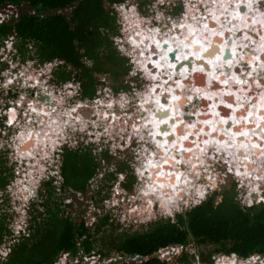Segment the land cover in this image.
<instances>
[{
	"label": "clouds",
	"instance_id": "obj_1",
	"mask_svg": "<svg viewBox=\"0 0 264 264\" xmlns=\"http://www.w3.org/2000/svg\"><path fill=\"white\" fill-rule=\"evenodd\" d=\"M163 4H165V0H157L152 7L158 9ZM262 5H264V0H187L185 3L186 10L179 18V23L173 20L171 16L164 17V13L160 11H157L154 16H143V19H140L136 18L138 16V6H132L131 8L126 5L115 6L120 14L117 24L120 25L121 35L111 37L114 47L121 56L130 58L133 67L129 76L134 77L138 74V71L143 72L145 77L154 83L148 87L147 92L140 91L133 86L131 93H135V95L131 98V93L120 92L118 94L119 99H117L115 98L116 94L111 89H104V94H108L107 100H103L101 97L96 99L97 104L105 107L103 112L97 109L96 115L99 124H97V121L91 123V119L84 120L82 119L84 117L79 116L74 118L75 122L70 121L73 119L72 113L78 110L80 104L64 110L61 107V112H57L56 107H52L50 111H45L43 107L37 109L29 104L32 112L39 113L47 118V122L41 120L40 124L45 125L48 130L44 132V138L41 137V131L33 132L29 130L27 136L20 133V136H24V138L20 141V145L16 146L17 161L24 165L23 161L27 158L29 162L27 163V172L23 174L24 178L15 182L14 189H9L13 197L14 207L16 200L21 201L20 206L15 207V211L20 213V218L14 226L15 236L13 237L15 239L12 237L11 240H16L22 225L24 227L28 226L29 229V219L26 222L27 212L25 211L28 202L38 198L39 188L43 183L50 181V175H58V169L50 172L49 167L56 152L58 143V137L56 136L58 135L51 140V147L47 149L48 151L41 148V145L47 147L46 139L58 132L62 141H64L62 144L73 146L74 143L78 145L88 141L105 150H115L117 148L123 150L124 147H130L134 136L138 137L139 141L147 140V143L143 144L140 150L133 149L137 153L135 159L140 164L139 166L131 164V167L135 168V175L139 179L143 180L146 177L151 183L146 185V190H142L139 197L140 204H133L131 207L124 206L121 223L125 220L144 222L155 218L156 212L154 209L157 204L159 205V214L165 218L173 217V223H175L174 213H182L189 208L190 204L191 206H197L207 200L208 195L215 191L217 187L219 176L214 174L215 171L221 172L226 168L227 172L232 173L239 182L238 191L239 189H246V195L241 193L237 197L242 205L253 206L255 202L252 200L253 193H257L259 197L256 200L257 204L264 201V197L259 196L260 186L264 184V172H261L259 167L250 171L248 164L255 163L252 161V156L245 155L241 157L239 155L241 150L247 153L250 149H259L257 159L264 157V144L259 142L264 141V127H261L264 124V115H260L261 112H264V85L260 83V78H264L260 77V72L264 71V59H262L264 57V7ZM242 7L245 9L244 12L240 11ZM201 8L203 11H201ZM152 20H156L158 25H162L167 30L161 33L160 27H150ZM167 22L171 23L170 28L167 27ZM213 22L218 27H210V23ZM226 33L231 35L226 37ZM237 33H242V35L237 36ZM252 34H255V36ZM11 35L14 38L9 35L4 39L9 51L13 50L15 42V34ZM217 36L223 40V43L217 44L221 51L215 56H206L205 53L210 52L213 39ZM229 40L232 41L231 44L228 43ZM153 45L162 53L158 59H152L156 55V53L151 52ZM165 45H168L166 50ZM129 46L131 47L130 51ZM197 48H199V51L195 50ZM138 49L140 50L139 53H137ZM177 49L179 51L176 62L172 63L169 54ZM228 52L231 53V58L225 60V55ZM145 53H149V55H145ZM189 57H195L198 61L204 60L206 64L211 66V71L207 72L203 66L193 68V72L206 74V87L189 88L184 83V80L188 79L189 76L187 66H184L179 72L176 71L178 64L188 60ZM10 59H14V57ZM46 62L50 63H45L41 67V72L28 75L29 80H34L32 87L37 85L52 87L53 91L48 92V95L53 100L58 98L59 102V97L64 98L65 95L69 98L73 97L80 88L79 84L74 85L68 82L60 87L48 84V81L53 79L52 72L54 68L63 62L52 60ZM241 62L246 63L251 71L245 73L242 70L241 74L238 75L235 68L240 66ZM33 63V61H29L27 66L24 67V71L32 67ZM149 64L158 71L153 72L148 67ZM5 66L2 63V67ZM13 66L15 67V65ZM226 67L233 69L231 74L224 71ZM166 69L168 71H165ZM217 69L221 70L219 74ZM24 71L20 72V76L24 75ZM254 74L255 77L259 78L254 79ZM241 75H244L245 78L241 79ZM41 76L44 77L43 80L39 78ZM177 76L181 79H175ZM221 77L225 78L222 79ZM15 78L13 76L0 87L7 88ZM157 81L158 83H156ZM214 81L222 85V88L213 90ZM253 84L259 91L249 95L248 93L252 92ZM234 86L239 87L233 90ZM9 90L7 92L9 96L2 94L8 104L7 113H4L5 118H7L6 126L19 130L22 125H25V118L22 114L24 105L18 97L14 103L9 98L14 96L13 91ZM166 93L169 96L168 104L161 102V98ZM225 96H234L236 99L235 105L227 103L224 100ZM254 99L257 100L255 104L252 103ZM133 100L135 101L136 111L146 115L137 117V122L129 126L128 122L132 119L134 113L128 114V118L125 119V114L121 113L120 110L125 105L132 104ZM204 100L211 102L207 107V111L201 107L200 102ZM17 102H20V104ZM221 105L232 109L227 118L222 116L219 111ZM56 106L59 107L60 105L56 104ZM185 107L189 108L187 113L183 110ZM164 111L168 112L169 115L163 119L158 118V113ZM10 112H12V116H10ZM53 113H56V115L54 116ZM237 113L245 114L237 116ZM186 115L194 117L193 122L188 123L184 119ZM61 116L67 117L63 125L68 126V131L64 129L66 131L62 132L60 126ZM201 116L209 118L201 119ZM173 121L175 122L173 123ZM230 121L233 128H227ZM29 123H31L30 118ZM242 124L255 125V127H244L239 132L233 130ZM164 125H168L170 130L161 132V127ZM181 125H183V135L178 132ZM220 125L224 127H220ZM100 126L103 127V130L99 129ZM145 131H147V136ZM125 133H128V135L125 136ZM213 133H217V135L213 136ZM221 135L225 137L224 140L219 138ZM169 136H174L175 139L169 142ZM158 137H161V139H158ZM202 137L205 138L202 139ZM240 137H244L246 140H240ZM253 137H256L257 142H253ZM33 139L35 144L31 150L21 152L20 148ZM121 141L124 142L123 145L120 143ZM186 144L190 146H186ZM211 146H215L213 153H209ZM38 148L40 149L39 152L37 151ZM40 152H43V154L41 155ZM93 154H96L95 150ZM37 156L40 157V161L36 159ZM219 157H223V162H220L217 167H213V161L219 162ZM229 157H231V160L228 159ZM7 158L3 159L8 165L9 162H12V159L10 156ZM57 159H60V157L57 156ZM32 161H35V163H32ZM208 161L210 164H208ZM233 163H236L235 168L232 167ZM241 168H243V171H241ZM124 179V174H119V181L122 182ZM221 183H223V180H221ZM166 189L170 191H165ZM121 191L118 182L115 185L114 192L120 193ZM0 195H3V193H0ZM145 198H147L146 203ZM136 199L137 196L131 197L132 201ZM221 200L222 197L217 198V203ZM104 203L108 208L120 204L115 197L111 201L106 200ZM137 218H139L138 221ZM24 235H29V233L26 232ZM12 241L11 243H13ZM10 251L11 249H0V256L7 258ZM173 251L175 255L179 256L184 249L181 246ZM189 251L194 254V250L190 249ZM87 259L85 257V260ZM214 259L216 264H256L257 261H259V264H264V259H261L258 255L251 256L247 260L241 259L239 262L236 253H233L231 258L214 257ZM66 260L67 254L57 264H65ZM92 264H96L95 259L92 260ZM197 264H199L198 256Z\"/></svg>",
	"mask_w": 264,
	"mask_h": 264
},
{
	"label": "rangeland",
	"instance_id": "obj_2",
	"mask_svg": "<svg viewBox=\"0 0 264 264\" xmlns=\"http://www.w3.org/2000/svg\"><path fill=\"white\" fill-rule=\"evenodd\" d=\"M157 0H144L143 3H136L134 0H126L124 3L122 4H114L113 6L110 4L109 8L110 10H114V17H115V21H114V25L116 27V32L118 33H112L110 31V39L112 36H120L121 33L119 31L120 25L117 24V19L119 17V11L117 9L118 5H126L127 7L131 8L132 6H138L137 11L140 15V19H143V16L145 17H150V16H154L156 14L157 11L163 12L164 13V17L167 16H171L173 20H175L177 23L180 22L179 18L182 16V14L185 12V3L187 2V0H165V4L160 5L159 8H153L152 6L154 4H156ZM6 3L0 7V19L2 17H7L10 15L9 18H12L13 16L16 15H12V13H16V11L12 8H8L5 9L6 7ZM10 6V5H9ZM8 7V6H7ZM73 7H69L66 9L61 10L63 13H65L66 15L70 14V11ZM179 8V12L174 13L175 11H177V9ZM23 10H25V8L23 7V9L20 8V12H22ZM201 11H203V9L201 8ZM55 12V11H53ZM20 14V13H19ZM43 15V14H42ZM19 17V16H17ZM16 18V17H14ZM163 19V18H162ZM166 22V21H165ZM1 23V22H0ZM210 27H218L214 22L210 23L209 25ZM150 27H160L161 28V32L163 33L164 31H166L167 29L165 27H163L162 25H158L156 20H152V23L150 25ZM167 27H171V23L167 22ZM214 27V28H215ZM107 33V32H106ZM207 35V33H206ZM226 37L231 35L230 33H226L225 34ZM242 35V33H239L240 36ZM253 36H255V34H252ZM216 39L218 40H214L213 43H223V40H220V37L217 36ZM19 40V39H18ZM18 40L16 41V43L14 42L13 44V50L9 51L4 40L0 43V85L4 84L7 82L8 77L14 76V71L15 73H17V71L20 69V71H24V67L27 66L29 61H33V65L32 67L28 68L26 71H24V75L19 78V82L22 85V89H23V94L24 96H29L36 93H38L37 95V101L38 99L42 100L40 97L42 94L44 93H48L49 91L52 92L53 88L52 87H48L45 86L43 89H40V86L38 85L37 88H33L32 90L28 89V85L24 82V77H27L28 74L31 73V71L37 73V72H41L42 69H40L41 67H43V65L45 63H50V62H46V61H41L39 60L36 56H34L36 54V47L33 45V43H31V47L28 48L30 50V52L28 53L29 55L34 56L36 59H26L25 61L22 59V55L19 54L18 52ZM112 40V39H111ZM217 41V42H216ZM3 44V46H2ZM216 44V46H217ZM16 46V47H15ZM16 48V50H15ZM109 49H112V51L114 53L117 54V57L121 60L120 62L124 65L125 69L131 67V65H126V61L129 60L130 62V58L128 57H123L120 55L119 52H117V49L114 47V44L112 42V45L110 46V48H108V50L105 49L106 52L109 51ZM199 51V48H197ZM131 50V47L129 46V51ZM221 51V49H216V48H212L210 50V52H208L207 54L205 53L206 56H215L216 54ZM248 51V50H245ZM226 57H228L229 55L226 54ZM5 57H7V59H5ZM11 57H14V63L13 65H15V67L13 65L10 64V59ZM262 59H264V57H262ZM226 60V59H225ZM52 61H58V62H63L61 59L56 58V59H52ZM172 61V60H171ZM186 61V60H185ZM185 61H183L182 63L178 64L177 67V71H180L183 68V63H185ZM189 61H191L192 63L185 64L187 66H189V72H191L189 75L192 76L194 73L193 72V68L196 66V64H200L205 68L206 72L207 71H211V66L206 64L204 60H196L195 57H189ZM2 63H4L6 66L3 68L2 67ZM131 63V62H130ZM175 63V62H173ZM21 64H25L26 66H22ZM242 65H240L239 67L237 66V68H239V71H235L238 75L241 74L242 70L246 73L248 71H251L247 66L246 63H242ZM63 65V66H62ZM194 65V66H193ZM243 65L245 67H243ZM13 66V67H12ZM133 67V65H132ZM241 67V68H240ZM6 68V69H5ZM62 68L65 71V68H68L65 64H59L56 68H54L53 72H52V76L53 79L48 81L49 85H55L56 87H60L62 84L64 83H68L71 82L72 84H79L80 88L76 91V93L73 95V97L69 98L65 95L64 98H60V102L58 103L60 106H57V112H61V107L64 109H70L71 107H75L77 104H80L81 106H85L87 108H78V110H89L90 108H92L94 111L91 112L92 118H91V123L92 120L93 121H97V107L99 104L94 102V95L92 96H82V88H81V83H79L75 78L73 77H69L68 80L62 81L58 79V75H57V71ZM228 69L224 70L226 72H228L229 74H231V72L233 71V69L226 67ZM69 69V68H68ZM67 71V70H66ZM221 71L220 69H217V72ZM263 72V71H262ZM68 73V72H67ZM127 73L129 74L130 71H127ZM200 73V72H199ZM27 74V75H26ZM204 74V73H201ZM15 75H20L19 72ZM260 77H264V73L260 74ZM99 76V75H98ZM127 74L125 75V77L127 78ZM16 77V76H15ZM42 77V76H41ZM39 77L40 79H44V77ZM103 78V76H102ZM130 78L133 80L131 83V86H135L136 89L143 91V92H147L148 87L153 83L151 82L150 79H148L147 77H145L143 72H139L136 76H130ZM222 79H224V77H221ZM245 76L241 75V79H244ZM258 77H255L254 74V79H256ZM176 79V78H175ZM181 79V77H180ZM264 79V78H263ZM192 80V81H191ZM191 80H184V83L189 87H206L207 86V76L206 77H199L198 81H196V78H191ZM196 81V82H195ZM115 82V80H114ZM125 83V82H124ZM124 83L118 82L116 83V85H118V89L116 87H109V89L112 90V92L114 94H116L115 98L119 99V93L120 92H126V93H131L133 90L128 88V90L125 88H120ZM188 83V84H187ZM196 83V84H195ZM250 83H252L250 81ZM262 85H264L262 82H260ZM198 85V86H197ZM237 87L239 86H234L235 90ZM246 87V86H245ZM222 88V85H220L217 82H213V90H219ZM7 89L4 86L0 87V157H3L5 159H8L7 157H11V161L8 163V174L10 176V180L7 184H5L4 189L1 188L0 189V193H3V195H0V212H3L2 209H5V211H9L10 213H13L14 216H16V219L14 221V224H16V221L19 220L20 218V213L15 211V207H19L21 204L20 200H16L15 201V207L13 204V197L11 192L9 191L10 188L15 187V182L17 180L23 179L24 178V173L27 172V163L29 162L27 158H25V160L23 161L24 165H21L19 163V161H17V152H16V141H18V138L20 136V133L23 131L24 127L26 125H22L21 128L19 130H16L15 128H11V127H7L6 125V119L5 118V114L7 113V100L3 97V95L9 96V94H7ZM22 89H17V88H11V90L15 93H17L18 97H20V93L22 91ZM106 89V88H105ZM3 90V91H2ZM49 90V91H47ZM186 91V90H185ZM259 91V89L256 88V86L253 84L252 86V92H249V95H252L254 92ZM3 94V95H2ZM179 94V93H177ZM135 93H131L130 94V98L131 96H134ZM39 97V98H38ZM51 97V96H49ZM11 98L14 103L17 101V97L15 98L14 96L9 97ZM229 98V99H228ZM58 99V98H57ZM64 99H69V100H64ZM225 101L227 103H236V99L232 98V96H225L224 97ZM258 99V98H257ZM106 100V99H105ZM36 101V102H37ZM56 101V100H55ZM229 101V102H228ZM86 102L88 104H86ZM257 102L256 99L252 100V103L255 104ZM18 104H20V102H17ZM201 107L203 108V110L207 111V107L210 104V101L204 100L201 101ZM29 104V102H27L26 104H23L25 107ZM32 106L34 105V102L31 103ZM205 104V105H204ZM68 105V106H67ZM136 106L135 105V101L133 100L132 104H130V106ZM235 105V104H234ZM65 107V108H64ZM96 107V108H95ZM125 107V106H124ZM133 107V108H134ZM225 109L224 106H221V114L222 113H226L227 111L230 112L228 113V115L231 114L232 109H225L226 111L222 110ZM187 108V107H186ZM91 109V111H92ZM101 109L103 112L105 107H103L101 105ZM121 109V108H120ZM135 109V111H134ZM133 110H128V112H125V109H121L120 112L124 113L125 116L124 118L127 119L128 118V114L130 113H136V107ZM247 109V106H246ZM245 109V111H246ZM77 110V111H78ZM77 111L72 113L73 116L75 117L77 114ZM79 111V112H80ZM124 111V112H123ZM133 111V112H131ZM189 111V108H187V110L185 111V113H187ZM2 113V114H1ZM5 113V114H4ZM95 113V115H94ZM132 115V119L129 120V126H131L133 124V122L137 121V117ZM245 113H237V116ZM54 115H56V113H54ZM121 115V114H120ZM223 115V114H222ZM94 116V118H93ZM127 116V117H126ZM187 116V115H186ZM77 117V116H76ZM96 117V118H95ZM189 117V116H188ZM205 117V116H204ZM30 118V116H29ZM31 119V123L35 124V121H33L32 118ZM41 119V118H39ZM39 119H38V124H39ZM67 119L66 116H61L60 118V124L63 125L64 124V120ZM192 119V118H191ZM189 118L188 121L191 120ZM194 119V118H193ZM205 119V118H204ZM29 122V119H28ZM100 123V122H99ZM131 124V125H130ZM91 125V124H90ZM248 127L252 128L253 125H247ZM62 127V126H61ZM101 127V128H100ZM99 129L103 130V127L100 126ZM96 128V127H95ZM68 131V126L66 125L65 128ZM64 130V131H66ZM63 132V131H62ZM57 133H54V136H56ZM215 134V133H214ZM213 134V135H214ZM128 133H125V136H127ZM205 137H202V139H204ZM119 139V138H117ZM57 147H64V148H71L73 151L75 152H80L81 154H86L89 151H86V149H90L87 148L86 146L88 145H83V144H78L76 145L75 143L72 145H68V144H62L64 143V141H62L61 137L58 135V139H57ZM147 142V141H146ZM122 145L124 144L123 141L120 142ZM145 144V141H139L138 137H133L132 141H131V146L130 147H124L123 150L119 149L117 153H115V151H109L107 154L102 153L105 149L97 151L95 150V155L93 154L94 151L91 150V155L93 157V161L99 162V166H100V172L97 174V177H95L92 181V183L90 182L89 184V189L87 190L89 193H91L89 198H85L87 197V195H83L84 193H81L82 191H79L78 189H75L74 187H70L68 184V187H64V190H67L70 192L71 190L75 193L74 196H76L74 198L73 201V206L71 207L69 203L71 198H68L66 196L63 195V192L61 193H57V196L55 197L54 200L57 201V213H56V218H71V220H73L74 222H78V224L83 223V221L85 222V227L88 228V230H90V232L92 233L93 236H90V240L93 242L94 244V250L91 253H80L72 255V257H67V260L65 261V264H92V260L95 259L96 260V264H120L122 261H126V262H136L138 264H141L142 262L148 260L150 257L146 254H135V255H129V254H124L122 252H119L116 248H114L112 246V242L113 240L118 241L119 237L124 235L125 233H136L137 231L140 232H144L147 229H149L152 224L154 225V223L156 222V220H168L170 218L173 217H167L165 218L164 216H161L159 214V205L157 204L154 211L156 212V216L153 219L150 220H146L144 222H130L125 220L123 223H121V215L124 212V206L127 205L129 207L133 206V204H140V195L142 190H146V185L149 184L148 181H146L145 179L141 180L139 179L136 175H135V168L131 167V164H135V166H139L140 162L138 160L135 159L136 157V151H134L133 149L136 150H140L141 146ZM90 147V146H89ZM212 147V146H211ZM215 151V148H212L211 152L213 153ZM102 153V154H100ZM41 155L43 154V152L40 153ZM253 154V153H252ZM254 155V154H253ZM222 160V157H219ZM36 159L40 161V157H36ZM229 160H231V158H228ZM262 159V157H261ZM264 159V158H263ZM220 160V162H221ZM12 163V164H11ZM32 163H35V161H32ZM17 164V165H16ZM52 165L53 162H50V172H52ZM10 166V167H9ZM232 166H234V163L232 164ZM234 168V167H233ZM22 170L21 172L18 171ZM123 171V172H122ZM264 172V171H263ZM119 174H124V176L126 177V180L124 179V181L121 182L120 184V188L122 189V191L120 193H115L114 189H115V185L120 182L119 181ZM215 175H218L219 178L217 179V188L221 187L220 189L222 190V192H224L227 189H230L232 187V184L234 182H237V179L234 177V175L232 173H228L227 172V168L223 171H215L214 173ZM132 175V179L128 180L129 177ZM96 179H99L98 181ZM221 180H223V183H221ZM97 181V182H96ZM133 181V182H132ZM125 182L128 183L127 185L129 186L126 187L125 186ZM132 182V184H131ZM239 182H237V186L235 188V192L237 193V197L240 196L241 193H246V189H239ZM232 189V188H231ZM264 184H261L260 186V193L259 196L260 197H264ZM213 194V191L210 193ZM209 194V195H210ZM245 194V195H246ZM38 195V194H37ZM208 195V197H209ZM137 196V199L135 201L131 200V197H135ZM113 197H115V199L117 201L120 202L119 205L114 206L112 208H108L105 206V201H111L113 199ZM40 196L38 195V198L35 200H30L25 208V211L27 212V220L31 217V215H35L36 212L42 210L44 213V211L46 210L47 206H44V203L40 202ZM121 199V200H120ZM146 199V198H145ZM257 199H259V197L257 196ZM147 200V199H146ZM145 200V203H146ZM239 200V199H238ZM240 201V200H239ZM62 203V205H61ZM241 203V201H240ZM256 203V201L254 202ZM9 204V205H8ZM243 206L248 207L247 204H243ZM48 207L51 208L53 207V204L48 203ZM193 206H191V204L189 205V208H191ZM187 208V209H189ZM185 209L184 212L187 210ZM182 212V213H184ZM63 214V215H62ZM68 214L70 216H68ZM175 214L174 213V218H175ZM179 214V213H177ZM67 215V216H64ZM109 216V220L107 223L103 224V219L105 216ZM147 215V214H145ZM44 217H48L49 214L48 213H44L43 215ZM14 220V219H13ZM139 220V218H137V221ZM29 233L30 232V226L28 229V226L24 227L23 225L21 226L20 229V233L19 235L16 236V240L14 243L18 242L19 240H21L23 238V235L25 233ZM84 236H82L81 238H79V252L80 250H84L82 247V240H83ZM195 240L191 238V242L189 243L188 247V251L190 249L194 250V254L192 252H188V258L190 261H193L192 264H197V256L199 257V264H216V260L214 259V257H227V258H231L232 254H225L223 252H216L212 255L213 261L211 263H207V262H202L200 260V256H199V252L201 253H207L212 251L213 252V246L207 244V246H202L201 244H198V246L196 245L197 243L194 242ZM13 244L10 245V248L13 247ZM181 246H167V247H163L161 249H159L156 253V255H159L162 259H165V261H167L170 264H186L184 262H181L180 258L183 256V252L177 256L174 253V249L178 248ZM184 248V247H183ZM3 249V248H0ZM4 250V249H3ZM8 250V249H7ZM101 250L104 252L102 254V258H98V252H101ZM117 250V251H116ZM64 251L60 252L58 254V260L55 261V263L53 264H57V262L64 256H62L64 253ZM78 252V253H79ZM102 253V252H101ZM73 254V253H72ZM62 256V257H61ZM251 256L254 255H250L248 257H241L240 255L237 254L238 257V262L239 260H247L249 259ZM259 256V255H258ZM78 257V258H75ZM85 257H87L88 259L85 260ZM261 259H264V256H260ZM80 261V262H79ZM256 264H259V261L256 262Z\"/></svg>",
	"mask_w": 264,
	"mask_h": 264
},
{
	"label": "trees",
	"instance_id": "obj_3",
	"mask_svg": "<svg viewBox=\"0 0 264 264\" xmlns=\"http://www.w3.org/2000/svg\"><path fill=\"white\" fill-rule=\"evenodd\" d=\"M104 0H0L3 4L16 6L25 5L30 12H22L19 17L12 18L0 23V43L9 35L18 37V52L24 56L30 52L28 45L33 43L36 47V56L41 61H50L59 58L63 63L77 66L81 65L80 50L85 46L84 41L88 39L91 28L105 26L109 29L106 36L100 33L97 36L99 45H110V31L116 32L114 25V10H106ZM123 0H110L114 2ZM73 7L69 15L61 10ZM55 11V12H53ZM179 12V8L174 13ZM43 14V15H42ZM92 48L88 47L87 54L91 56ZM67 70V71H66ZM68 72V73H67ZM60 68L56 73L59 80H67L71 72ZM90 78H94L90 75ZM92 89L89 94L92 95ZM84 166L78 164L80 155L76 152L71 159L73 173L81 170L90 172L83 176V181L73 183L75 189L87 186V180L94 171L92 158L88 153L83 154ZM7 181L0 182L5 186ZM237 183L232 184V189L224 192L216 187L205 202L187 209L184 213L175 214L168 220H156L154 225L144 232L125 233L118 241L113 240L112 246L119 252L129 255L146 254L150 258L141 264H170L159 255L157 251L167 246H183L181 262L192 264L188 258V247L191 238L196 245L207 244L213 246V252H199L202 262L211 263L212 255L223 252L227 255L236 253L241 257L250 255L264 256V201L254 203L252 207L243 206L237 199L235 188ZM129 188V186H127ZM222 200L217 203V198ZM109 216H105L103 224L107 223ZM5 221L0 218V240L3 236ZM83 238L82 247L84 253H91L94 244L90 240L93 236L85 227V222L78 224L71 218H53L46 225H41L31 236L23 235V238L14 243L7 260L1 264H53L58 254L62 251H70L78 254L79 238ZM116 250V251H117ZM102 252V253H101ZM99 254L104 252L101 250ZM104 255V254H103ZM112 264V263H109ZM120 264H138L136 262L122 261Z\"/></svg>",
	"mask_w": 264,
	"mask_h": 264
},
{
	"label": "flooded vegetation",
	"instance_id": "obj_4",
	"mask_svg": "<svg viewBox=\"0 0 264 264\" xmlns=\"http://www.w3.org/2000/svg\"><path fill=\"white\" fill-rule=\"evenodd\" d=\"M110 0H104L103 5L106 10H110ZM126 0L119 1V2H114V4H120L124 3ZM136 3H143L144 0H134ZM4 5V4H3ZM2 5V6H3ZM1 6V7H2ZM25 6V5H22ZM136 18H140V15L138 13V16ZM109 29H107L105 26L99 27L98 30H96V27L91 28V31L89 33L88 39L84 41V47L80 50V61L81 65H69V70L71 72L70 77L75 78L79 83H81V90H82V96H92L94 95L95 98H100L103 100H107L108 94H104V89L109 88V87H116L117 89L119 88L116 83L121 82L124 83L120 88H125V90L128 88L132 89L133 86H131L132 79L130 78L129 74L127 71L132 70V64L128 61H126V65H131L130 69L124 67V65L120 62L121 60L117 57V54L112 51V49H109L108 52L105 51L110 48L112 43L108 46L106 44L104 45H99L97 43V36L100 33L103 37L107 35ZM107 32V33H106ZM113 42V41H112ZM88 47L92 48V53L91 56L87 54ZM118 52V51H117ZM64 64V63H62ZM63 66V65H62ZM69 72V73H70ZM128 75L127 78L125 75ZM90 75H92L94 78H90ZM99 75V76H98ZM103 76V78H102ZM69 79V78H68ZM67 79V80H68ZM115 80V82H114ZM65 81V80H63ZM94 90V93L92 95L89 94L91 90ZM14 97H18L17 93L12 92ZM32 98V95H29L28 97L25 96V98L22 99L23 104H26L27 102L30 103V100ZM134 106L130 105H125V112L128 110H133ZM127 108V109H126ZM2 114V113H1ZM57 135V134H56ZM58 137V136H56ZM55 137V138H56ZM83 145H88L86 146L87 148L86 151L88 152V155L90 154V157L92 158V167H94L93 174L91 177L87 180V186L82 189H78L79 191H82L81 193H84L83 195H87V198L90 197L91 193H89L87 190L89 189V184L90 182L92 183L93 179L97 177V174L100 172V164L99 162L93 161V157L91 155V150H97L100 152V150L104 149L102 147H99L97 144L89 143L88 141L85 142ZM90 146V147H89ZM118 148L115 150L109 149V151H115V153L118 152ZM37 151L39 152L40 149L38 148ZM109 151L104 150L102 153L107 154ZM41 153V152H40ZM75 151H73L71 148H64V147H58L54 157L52 159L53 165H52V172L57 171L58 169V175H50V181L43 183L42 186L38 190V195L40 196V202L44 203V206H47L46 210L44 213H48L49 216L46 218L44 217V213L42 210L38 211L35 213V215H31L29 218V226H30V232L29 235L31 236L33 232H36L37 228L40 227L41 225H46L49 223L53 218H56V213H57V201L54 200L55 197L57 196V193L63 192V195L71 198L70 199V206H73V201L76 196H74V192L71 190L70 192L67 190H64V187H68V184L70 187H73V183H80L83 181V176L85 174H89L90 172H85V170L79 171L77 174L73 173V167L71 166L70 162L73 157V154ZM78 152H76L77 154ZM100 153V154H102ZM81 157V161L78 162V164L84 166V162L86 161L84 159V155L81 154L80 152L78 153ZM57 156L60 157V159H57ZM3 162V157H0V165ZM55 164V165H54ZM123 172V171H122ZM9 177L8 174V167L6 166H0V181H3L4 179L6 180ZM132 175L129 177L128 180H131ZM97 181L99 179H96ZM126 180V177H125ZM96 181V182H97ZM133 182V181H132ZM131 182V184H132ZM121 184V182H119ZM7 184V183H5ZM128 183L125 182V186L127 187ZM48 203L53 204V207L49 208ZM62 205V203H61ZM3 212H0V218H2L5 221V226H7L11 230V238L15 236V231H14V220L16 219V216H13V213H10L9 211H5V209H2ZM63 215V214H62ZM67 216V215H64ZM68 216H70L68 214ZM67 218V217H64ZM14 219V220H13ZM15 239V237H13ZM7 241V240H6ZM4 241V242H6ZM12 241V240H11Z\"/></svg>",
	"mask_w": 264,
	"mask_h": 264
},
{
	"label": "bare ground",
	"instance_id": "obj_5",
	"mask_svg": "<svg viewBox=\"0 0 264 264\" xmlns=\"http://www.w3.org/2000/svg\"><path fill=\"white\" fill-rule=\"evenodd\" d=\"M240 11L241 12H244L245 11V9L242 7L241 9H240ZM212 27V26H211ZM215 27V26H214ZM213 27V28H214ZM162 33V32H161ZM237 35H239V33H237ZM137 39H139V37H137ZM214 40H217L216 39V37L213 39V41ZM220 40H222V38L220 37ZM218 41V40H217ZM216 41V42H217ZM228 43L229 44H231L232 43V41L231 40H229L228 41ZM216 44L217 43H213V46H212V48H216V49H219V47H217L216 46ZM221 44V43H220ZM165 47V50L167 49V47H168V45H165L164 46ZM196 50H198V49H196ZM178 51H179V49H177L176 51H173L172 53H174V55L176 54V56H177V53H178ZM140 52V50L138 49L137 50V53H139ZM151 52L152 53H156V55H154L153 57H152V59H158L159 58V56L160 55H162V53L160 52V50L159 49H157L156 47H155V45H153L152 46V49H151ZM215 52H217V51H215ZM218 53V52H217ZM207 54V53H206ZM209 54V53H208ZM229 56L228 57H226L225 56V59L227 60V59H229V58H231V53L230 52H228L227 53ZM145 55H149V53H145ZM169 57H170V54H169ZM211 57V56H210ZM172 59L170 58V61H171ZM188 61H189V59L188 60H186L185 61V63H183V67L184 66H187V65H185V64H188ZM172 63L173 62H176V57H175V60H172L171 61ZM243 63V62H242ZM242 65V64H241ZM194 66V65H193ZM196 66H202L201 65V63L200 64H196ZM148 67L150 68V69H152L153 70V72H156V71H158L157 69H154L153 68V66L151 65V64H149L148 65ZM178 67V66H177ZM188 68H189V66H187ZM239 67V66H238ZM243 67H245L244 65H243ZM248 67V66H247ZM241 68V67H240ZM249 68V67H248ZM226 69H228V68H225L224 70H226ZM232 69V68H231ZM250 69V68H249ZM251 70V69H250ZM165 71H168L167 69L165 70ZM177 71V70H176ZM235 71H239V68H235ZM177 72H179V71H177ZM219 72L220 71H218V74H219ZM191 72H189V74H190ZM262 73H264V71L262 72H260V74H262ZM206 77V74L204 73V74H201V73H199V72H197L196 74H193L192 76H188V79L189 80H191V78H196V81H198V78L199 77ZM261 76V75H260ZM42 78V77H41ZM176 79H180V77L179 76H177V77H175ZM225 78V77H224ZM259 78V77H258ZM165 79H166V77H165ZM187 79V80H188ZM192 81V80H191ZM195 81V82H196ZM151 82H153L152 80H151ZM215 82V81H214ZM260 82H262L263 84H264V79L263 78H260ZM154 83V82H153ZM152 83V84H153ZM156 83H158V81L156 82ZM26 84L28 85V89H30V90H32L33 88H37L38 87V85L37 86H35V87H32V85L34 84V80H30V81H26ZM188 84V83H187ZM196 84V83H195ZM198 86V85H197ZM44 87H40V89H43ZM157 91H159V89H157ZM180 94V93H179ZM42 100H40V99H38V101H37V103L35 104L34 103V107L35 108H37V109H41L42 107L44 108V110L45 111H50L51 110V106H50V101H49V99L51 100V97H49L46 93H44V94H42L41 95V97H40ZM232 98H233V100H234V96H232ZM229 99V98H228ZM225 100V99H224ZM161 102L162 103H164V104H168L169 103V96H168V94L166 93L162 98H161ZM229 102V101H228ZM59 103V101L56 99V101H55V104H58ZM183 103V102H182ZM211 103V102H210ZM53 104V103H52ZM231 104H233V103H231ZM235 104V103H234ZM233 104V105H234ZM205 105V104H204ZM68 106V105H67ZM221 106H223V105H221ZM136 107V106H135ZM56 108H57V106H56ZM96 108V107H95ZM125 108V107H124ZM14 109V108H13ZM91 109L92 108H90L89 110H78L77 111V114H76V116H79V117H84V118H82V119H84V120H88V119H91L92 118V115H91V112H93L94 110L92 109V111H91ZM97 109H99L100 110V112L102 111V109H101V105L99 104L98 105V107H97ZM127 109V108H126ZM225 109H228V108H225ZM225 109H223V107H222V110L223 111H226ZM184 111H186L187 110V108L185 107L184 109H183ZM80 111V112H79ZM134 111H135V109H134ZM219 111L220 112H222L221 111V108L219 109ZM124 112V111H123ZM126 112H128V111H126ZM131 112H133V111H131ZM135 113V112H134ZM228 113H230V112H228L227 111V114L226 113H222L223 115L222 116H224L225 118H227L229 115H228ZM10 116H12V112H10ZM121 114V113H120ZM27 115L28 116H30L32 119H33V121H35V124H33V123H29V122H27V125H26V128H24L23 129V131L21 132V133H23L24 134V136H27V134H28V131L29 130H32L33 132H35V131H41V137L42 138H44V132L45 131H47L48 129L45 127V125H41L40 124V121L41 120H45L46 122H47V118L46 117H44V116H42V115H40L39 113H36V112H32L31 111V109H30V111L27 113ZM53 115H54V113H53ZM94 115H95V113H94ZM141 115H146V114H144V113H140V112H136L135 113V116H141ZM169 115V113L168 112H166V111H164V112H160V113H158V118H161V119H163V118H165V117H167ZM241 115V114H240ZM260 115H264V112H261L260 113ZM55 116V115H54ZM75 116V117H76ZM97 116V115H96ZM72 117H73V119H71L70 121L71 122H75V117L73 116V114H72ZM127 117V116H126ZM39 118H41V119H39ZM86 118V119H85ZM93 118H94V116H93ZM96 118V117H95ZM189 118L191 119L190 121H188L189 120ZM194 117H188V116H185L184 117V119L188 122V123H191V122H193V119ZM201 119H207V118H209V117H204V116H201L200 117ZM38 119H39V124H38ZM97 120V119H96ZM93 121V120H92ZM137 122V121H136ZM175 121H173V123H174ZM134 123V122H133ZM97 124H99V121H97ZM131 125V124H130ZM60 126H62L61 127V129H62V131L65 129V127L66 126H64V125H61L60 124ZM220 127H224L223 125H220ZM244 127H248L247 125H240V126H237L236 128H234L233 130L234 131H236V132H239V131H241L242 130V128H244ZM253 127H255V125H253ZM252 127V128H253ZM261 127H264V124H262L261 125ZM101 128V127H100ZM227 128H233V124H232V122L230 121L229 122V124L227 125ZM250 128V127H249ZM170 129L168 128V125H164V126H162L161 127V132H164V131H169ZM257 131H259V130H257ZM63 132H65V131H63ZM178 132L181 134V135H183V125H181V128L180 129H178ZM214 134V133H213ZM57 135H60V133L58 132L57 133ZM145 135L147 136V131H145ZM217 135V133H215L213 136H216ZM24 136H19V137H17L18 138V141H16V146H18V145H20V141L24 138ZM219 138L221 139V140H224L225 139V137L223 136V135H221V136H219ZM52 139H55V136H54V134L50 137V138H47L46 139V144H47V147H45L44 145H41V148H43V150L44 151H48L47 149L48 148H50L51 147V140ZM158 139H161V137H158ZM168 139H169V142H172L174 139H175V137L174 136H169L168 137ZM240 140H246V138H244V137H240ZM147 140H145V143H147L146 142ZM144 142V141H143ZM253 142H257V140H256V137H253ZM260 143H262V144H264V141H259ZM35 144V140L33 139V140H30V141H28V143H26V144H24L21 148H20V151L21 152H23V151H26V150H31V148H32V146ZM186 146H190V145H188V144H186ZM212 148H215V146H212V147H210L209 148V153H212L211 152V150H212ZM259 152H260V150L259 149H250L247 153L244 151V150H241L240 151V153H239V155L241 156V157H243V156H245V155H251L252 156V161H254L255 163H249L248 164V167H249V170L251 171V170H253V169H255V168H257V167H259L260 168V171L261 172H263L264 171V157H262V159L260 158V159H257V157L259 156ZM252 153H255L254 155L252 154ZM18 155H19V153H18ZM37 157H39V156H37ZM229 158H231V157H229ZM25 160V159H24ZM39 160V159H38ZM209 161H211V160H209ZM167 167V166H166ZM232 167H236V163H234V166H232ZM241 171H243V168H241ZM174 179V178H173ZM145 180L146 181H148L147 179H146V177H145ZM149 183H151V181H148ZM145 190V189H144ZM165 191H170V190H165ZM246 194V193H245ZM147 199V198H146ZM145 199V200H146ZM121 200V199H120ZM253 200V199H252ZM254 202V201H253Z\"/></svg>",
	"mask_w": 264,
	"mask_h": 264
},
{
	"label": "built area",
	"instance_id": "obj_6",
	"mask_svg": "<svg viewBox=\"0 0 264 264\" xmlns=\"http://www.w3.org/2000/svg\"><path fill=\"white\" fill-rule=\"evenodd\" d=\"M10 5V6H9ZM7 6L8 7H6L5 9H8V8H12V9H14L15 11H16V13H12V15H16V16H13V17H17V16H19L20 14H21V12H20V6H16V5H12V4H7ZM22 9V8H21ZM20 13V14H19ZM10 17V15L9 16H7V17H2L1 19H0V22H6V21H8V20H10V19H12V18H9ZM10 37L11 38H14V36L13 35H10ZM15 50H16V48H15ZM10 64L11 65H13V63H14V60L13 59H10ZM7 67V66H6ZM13 67V66H12ZM41 69V68H40ZM19 72V74H20V69L17 71V73ZM17 73H15V71H14V76H16V78L14 79V81H13V83L12 84H10V85H8V87H7V89H5V90H7V92H9L10 90L9 89H11V88H17V89H22V85L20 84V82H19V78H21L22 76H20V75H15V74H17ZM36 73L35 72H33V71H31V73L30 74H28V75H35ZM27 75V74H26ZM28 75H27V77H28ZM12 77L11 76H9L8 77V79H11ZM24 82L25 81H30L29 79H27L26 77H24ZM5 84V83H4ZM4 84H2V85H4ZM35 89V88H34ZM47 91H49V90H47ZM50 92V91H49ZM37 95H38V93H36L35 94V96H34V94H32V98H31V100H30V103L29 104H31V103H37L36 101H37ZM47 95H48V93H47ZM49 96V95H48ZM28 97V96H27ZM19 99H20V102H22V99L23 98H25V96H24V94H23V89H22V91H21V93H20V97H18ZM39 98V97H38ZM96 99H98V98H95L94 99V102L96 103ZM49 101H50V106H51V108L52 107H56V104H55V100H53L52 99V97H51V100L49 99ZM23 103V102H22ZM53 103V104H52ZM29 104L26 106V107H24L23 106V109H22V114H23V116H24V118H25V125H27V122H28V119H29V116L27 115V113L30 111V108H29ZM86 104H88L87 102H86ZM80 108H87V107H85L84 105L83 106H81ZM31 118V117H30ZM24 128H26V126L24 127ZM10 244H11V242L10 241H6V242H3L0 246H1V248H3L4 250H7V249H11L10 248ZM80 246V245H79ZM79 252V251H78ZM64 254L62 255V256H64L65 254H67V257H72V255H74V254H72L70 251H64L63 252ZM80 253H82V250H80V252L78 253V255L80 254ZM98 254V258L100 259V258H102V255L101 254H99V253H97ZM61 256V257H62ZM58 258V257H57ZM75 258H78V257H75ZM59 259V258H58ZM57 259V260H58ZM56 260V261H57ZM80 262V261H79ZM55 263V262H54Z\"/></svg>",
	"mask_w": 264,
	"mask_h": 264
},
{
	"label": "crops",
	"instance_id": "obj_7",
	"mask_svg": "<svg viewBox=\"0 0 264 264\" xmlns=\"http://www.w3.org/2000/svg\"><path fill=\"white\" fill-rule=\"evenodd\" d=\"M23 7L25 8V10H23L24 12H30V13H34V11H30L29 10V8L28 7H26V6H22L21 5V8L23 9ZM22 11V12H23ZM21 12V13H22ZM18 40V37L15 35V43H16V41ZM16 47V46H15ZM22 59L25 61L26 59H29V60H32V59H36L34 56H32V55H29L28 53L26 54V55H24V56H22ZM22 66H26L25 64H21ZM0 166H8L7 165V163H6V161H5V159H3V162L1 163V165ZM9 180H10V176L6 179V183H8L9 182ZM1 182V181H0ZM0 187L1 188H3V186H1L0 185ZM11 230L9 229V228H7L6 230H4V233H3V236H2V238H1V240H0V245L4 242V241H10L11 242ZM15 242V241H14ZM13 242V243H14ZM13 243H11V244H13ZM10 244V245H11ZM10 253H11V251L9 252V254H8V256L10 255ZM8 256H7V258H8ZM7 258H4L3 256H0V264L3 262V261H5V260H7Z\"/></svg>",
	"mask_w": 264,
	"mask_h": 264
},
{
	"label": "water",
	"instance_id": "obj_8",
	"mask_svg": "<svg viewBox=\"0 0 264 264\" xmlns=\"http://www.w3.org/2000/svg\"><path fill=\"white\" fill-rule=\"evenodd\" d=\"M7 6V5H6ZM175 57H176V54L174 55V53H170V58L172 60H175ZM189 63H192L191 61H188ZM179 68V67H178ZM87 199V197H85ZM252 199L253 201H256L257 200V193H253L252 194Z\"/></svg>",
	"mask_w": 264,
	"mask_h": 264
}]
</instances>
